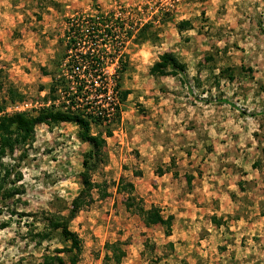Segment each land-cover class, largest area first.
I'll use <instances>...</instances> for the list:
<instances>
[{"label": "rangeland", "instance_id": "obj_1", "mask_svg": "<svg viewBox=\"0 0 264 264\" xmlns=\"http://www.w3.org/2000/svg\"><path fill=\"white\" fill-rule=\"evenodd\" d=\"M10 2L13 17L5 34L8 44L0 53V82L3 90L11 84L24 98L8 104L5 113L50 104L45 97L51 76H44L43 69L56 77L63 72L57 42L64 38L68 19L95 16L97 11L113 15L119 32L116 44H123V71L105 60L101 67L105 85L98 87L101 99L95 101L98 92L90 84L84 103L89 115L104 122L114 112L119 117L110 125L112 135L105 138L101 155L90 157L92 201L69 223L81 242L76 264H117L112 248H105L115 242L123 251L119 264H162L170 254L165 226H148L137 213L138 206L154 207L166 218L172 210L158 206L164 199L146 188L148 183L155 188L153 176L163 173L144 165L151 152L186 159L185 173L178 178L182 186L176 187L179 194L192 189V179L196 184L222 183L235 189L230 197L240 200L241 214L264 217V0ZM181 21L190 26L179 32ZM144 25L147 28L141 31ZM138 33L143 39L134 42ZM165 52L185 64L186 84L176 76L151 75V66ZM78 71L75 76H80ZM113 80L118 82L114 93ZM124 91L128 93L123 101H113V94L118 101ZM78 131L69 122L38 125L27 145L0 159L6 166L16 164L8 180L15 179L19 190L8 201L11 205L0 211V224L8 222L0 229V264H44L45 256L64 246L58 232L46 230V218L69 207L82 187L83 159L92 147L78 138ZM90 131L103 132V127L92 124ZM129 196L132 205L126 209ZM256 198L261 204L251 209ZM44 232L48 237L43 238ZM252 242L235 243L236 250L230 253L219 247L206 260L264 264V237L255 236ZM59 255L69 264L65 254ZM177 255L163 264H190L182 251Z\"/></svg>", "mask_w": 264, "mask_h": 264}, {"label": "trees", "instance_id": "obj_2", "mask_svg": "<svg viewBox=\"0 0 264 264\" xmlns=\"http://www.w3.org/2000/svg\"><path fill=\"white\" fill-rule=\"evenodd\" d=\"M113 15L104 14L97 11L95 16L77 15L68 19V28L64 33V38H60L57 42L62 48L57 53V61L62 68V74L55 76L43 69L44 76H51V83L48 88V94L45 100L51 99L48 106H40L39 108L29 111L5 113V107L9 104L21 102L24 98L23 94L8 84L3 90V83L0 82V94L2 101L0 104V159L6 153H14V151L27 145L33 139L35 128L38 125H47L69 122L78 126V138L82 142L88 143L92 147V151L85 155L83 159V171L80 173L81 189L78 195L73 198L69 207H64L59 212L48 214L46 218V230L49 232H58L64 246L56 249V254L53 256H45L44 264H65L64 258L59 253L65 254L69 264H76L78 255L81 252V242L77 234L69 229V223L75 217L76 213L86 207L91 200V190L95 187L90 180L92 167L90 166V157L100 156L105 146V138L111 137L112 129L110 125L115 118L119 117V112H114L109 118H104L89 115L86 112L85 102L87 101L88 85L92 84L94 90L98 93L95 96V101H100L99 88L105 85L102 82L101 67L105 60L109 63H116L117 69L123 71L124 68V53L121 52L123 44H116L119 36L118 30L114 28ZM190 26L188 21H181L177 25V30L180 32ZM147 26H142L141 31ZM141 33L135 36L134 42L142 41ZM79 69L80 76H75L73 72ZM93 70L92 74L90 70ZM185 64L180 63L176 57L165 52L159 56L150 68V73L153 76H176L180 83L186 84L184 76ZM1 77V76H0ZM89 83V84H88ZM98 84V86H95ZM40 89H43L42 87ZM111 89L114 93L118 89L117 80L111 82ZM189 92L191 90L189 89ZM126 91L120 93V98L117 101L113 94V101L119 103L127 96ZM55 101H58L56 104ZM226 103V100H220ZM117 108V106H116ZM102 126L103 132L92 133L91 125ZM103 133V134H102ZM16 164L6 166L0 163V211L3 207L11 205L8 203L13 197L19 194L16 180H10V175L15 171ZM17 180L18 177H16ZM8 180V182H7ZM129 202L125 203L126 209H130ZM140 201V200H139ZM62 211H67V214H62ZM137 213L144 218L146 225H161L165 226V236L171 234L172 216L163 218L160 212L151 207L145 209L143 206H138ZM8 222L0 224V229L7 227ZM48 237V234L43 233V238ZM107 251L112 248V255L116 263H120L123 251L119 248L118 242L106 243Z\"/></svg>", "mask_w": 264, "mask_h": 264}, {"label": "crops", "instance_id": "obj_3", "mask_svg": "<svg viewBox=\"0 0 264 264\" xmlns=\"http://www.w3.org/2000/svg\"><path fill=\"white\" fill-rule=\"evenodd\" d=\"M11 7L10 0H0V53L9 41L5 38V34L6 29H10L13 17ZM5 111L9 112V109L6 108ZM173 155L175 154L172 153L166 157L161 153L151 152L144 158V165L150 167V170L154 171L158 168L163 170L160 176H153L151 180L155 188L149 183L146 188L152 190L153 196L159 195L161 199H164L158 206L161 207L163 204L172 206L168 214L173 218L171 234L166 237L167 243H172V250L161 259L162 264L171 259L176 260V257H179L177 253L181 251L184 261L190 264H211V259L206 260V257L208 254L212 255L213 250L224 246L226 252L230 253L236 250L235 243L247 240L250 245L255 236L264 237V217L252 219L251 213L248 216L241 214L238 210L240 200L230 197L233 194L230 191L235 192L234 188L231 189L216 182L197 181L196 184V181L192 179L190 181L192 189L179 194L176 187L179 186L180 189L182 186L178 178L185 171L186 159L179 154L175 157ZM212 178L209 176L208 179ZM257 200L256 198L251 201L253 204L251 209L261 204V201ZM154 205H156L155 202ZM196 254L205 257V260L202 261ZM218 257H224V255H218Z\"/></svg>", "mask_w": 264, "mask_h": 264}]
</instances>
